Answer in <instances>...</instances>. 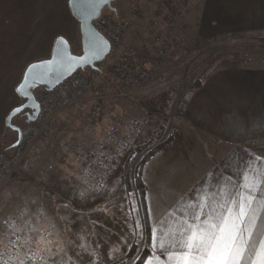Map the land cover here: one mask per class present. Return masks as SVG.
<instances>
[{
  "label": "snow or ice",
  "instance_id": "snow-or-ice-1",
  "mask_svg": "<svg viewBox=\"0 0 264 264\" xmlns=\"http://www.w3.org/2000/svg\"><path fill=\"white\" fill-rule=\"evenodd\" d=\"M72 10L87 24L99 15L102 5L111 0H69ZM84 54L74 56L67 48V41L60 37L52 58L33 63L25 71L17 93L29 99V89L37 81L55 79L56 83L70 75L76 68L101 59L110 45L99 33L87 34ZM38 108V105H34ZM21 107L12 115L20 113ZM109 139H111V134ZM102 143V142H101ZM127 142L121 141L116 155L100 152L98 164L103 168L97 181L90 169L80 177L86 185L79 192L84 198L89 191L109 195L117 193L116 200L107 201L93 211L111 214L107 204L120 212L121 230L111 233L108 239L96 237L93 231L82 230L76 240L67 238L56 225L49 227L33 224L27 207L18 216H10L2 222L0 232V264H264V156L246 152L239 156L233 174L224 175L205 170L185 192L176 194L172 204H165L159 194H153L147 177V164L139 166L135 161L143 157L136 151L125 160V170L109 188L108 177L116 171ZM129 168L131 171L129 172ZM140 181V188L135 181ZM68 208V204L61 205ZM73 211H76L73 209ZM41 214H37V220ZM61 219H66L62 217ZM115 236V241L111 240ZM135 256L129 258L133 246ZM126 248L127 251L122 249ZM151 252L148 253L147 249ZM146 257V259H142Z\"/></svg>",
  "mask_w": 264,
  "mask_h": 264
},
{
  "label": "rangeland",
  "instance_id": "rangeland-1",
  "mask_svg": "<svg viewBox=\"0 0 264 264\" xmlns=\"http://www.w3.org/2000/svg\"><path fill=\"white\" fill-rule=\"evenodd\" d=\"M177 2L156 0L150 5L148 0H140L135 10L130 0L114 2V6L122 10V16L131 20L122 45L137 50L139 57L149 66L150 77L143 86L129 91L122 90L117 82L105 80L107 89L98 97L88 95L42 122L20 124L25 129L36 128V132L30 134L23 147L7 151L17 155L19 163L0 190V222L18 216L20 210L27 207L33 224L47 228L54 223L56 231L64 235L67 229V238L74 241L82 230L93 231L92 221L96 222L97 236L89 237L91 240L108 239L111 233L120 232V212L111 203L107 204L111 214L93 211L107 201L116 200L119 204L120 200L116 199L119 191L112 195L107 191L103 194L89 191L81 198L79 192L86 185L80 177L85 169H90L98 181L104 171L98 164V154L105 152L115 156L117 149L121 148V141L127 142L129 147L124 149L116 171L107 179L110 188L124 173L125 160L136 146L150 140L151 145L144 149L145 153L169 133L174 134L179 120L176 119L188 98L186 94L212 58L203 57L201 52L205 45L196 43L193 30L188 27L189 17L194 14L191 8L176 15L168 24L169 7ZM180 2L186 4L189 0ZM178 20H184L188 29L186 39L182 40L177 31L175 22ZM37 23L32 21L34 27ZM131 35L133 44L129 42ZM37 38V46L46 41L45 36ZM167 38L170 42L168 50L164 47ZM211 44L209 41L207 46ZM72 49L81 52L78 45ZM142 52H148L149 58L142 56ZM110 54L105 64L112 59ZM7 132L5 142H0V151L16 140L15 131L8 128ZM64 204L69 207H61ZM37 214H41L39 220ZM3 231L0 223V232ZM115 239L111 236L110 243ZM2 249L3 244H0ZM122 250L127 251L126 248Z\"/></svg>",
  "mask_w": 264,
  "mask_h": 264
},
{
  "label": "crops",
  "instance_id": "crops-1",
  "mask_svg": "<svg viewBox=\"0 0 264 264\" xmlns=\"http://www.w3.org/2000/svg\"><path fill=\"white\" fill-rule=\"evenodd\" d=\"M184 6L194 13L188 27L196 43L205 47L209 41L257 42L255 37L264 35V0H189ZM118 13L125 17L119 8ZM183 21L175 22L182 40L188 31ZM58 35L81 48L79 22L68 0H0V142L8 135L7 114L22 100L16 86L27 65L50 56ZM38 36L46 39L39 46ZM129 42L134 43L132 35ZM164 43L168 50V38ZM240 51L209 55L208 72L200 86L191 87L173 140L146 163L151 192L159 194L162 207L174 203L205 170L236 179L233 168L245 150L264 156V48H251L247 64ZM147 53L142 56L149 58Z\"/></svg>",
  "mask_w": 264,
  "mask_h": 264
},
{
  "label": "built area",
  "instance_id": "built-area-1",
  "mask_svg": "<svg viewBox=\"0 0 264 264\" xmlns=\"http://www.w3.org/2000/svg\"><path fill=\"white\" fill-rule=\"evenodd\" d=\"M130 1L134 10L139 7L140 0ZM169 8L168 24L174 20L176 15L189 10V7L180 3L172 4ZM93 23L97 30L110 41L112 59L107 61V64H105L106 59L98 63L99 70L91 67L78 69L52 90H47L44 87L37 88L34 94L40 104L37 119L40 122L88 95L98 97L107 89L105 80L117 82L122 90L129 91L143 86L150 77L149 66L139 57L137 50L132 46H123L124 38L131 26L129 18L118 17L110 11L103 10ZM251 48L260 50L264 48V42L212 43L206 46L201 54L204 57L225 49L242 50L244 63L247 64L252 59V54L249 51ZM96 82H99V85ZM23 129V139L17 148L23 147L27 138L31 137L30 134L36 132V128ZM18 163L17 155L0 151V190L8 178L12 176Z\"/></svg>",
  "mask_w": 264,
  "mask_h": 264
},
{
  "label": "water",
  "instance_id": "water-1",
  "mask_svg": "<svg viewBox=\"0 0 264 264\" xmlns=\"http://www.w3.org/2000/svg\"><path fill=\"white\" fill-rule=\"evenodd\" d=\"M115 1H117V0H111L110 6L109 5H102L101 8H100V11H99V15L102 13L103 10H108V11L112 12L114 15L119 16L118 8L116 6H114V2ZM68 5H69V8H70V11H71L72 15L79 22L80 33H81V52L80 53L74 52L73 49H72V44L69 41V39L66 36H64V35H58L56 37V39H55L54 46H53V49H52V52H51L50 56H48L46 58H43V59H39V60H35V61L30 62L27 65L26 69L28 68V66L30 64L38 63V62L43 61V60L51 59L52 58V53H53V51L56 48V41L60 37H63L64 40L67 41V48H68V50L70 51V53L72 55H74V56H81V55H83L84 54V49H85V46H86V42H87V35L86 34L88 32H90V31H95V32L99 33L104 39H106L108 41L109 45H110V49L107 50V51H105L104 53H102V58L101 59L95 60V61H93L92 64L86 65L84 67L76 68L75 71H77L78 69H85L86 67H91V68H93L95 70H99L100 68L98 66V63H101L103 60H105L109 56V54L111 52V44H110V41L102 33H100L97 30V28L95 27V25L93 23V21L97 17H99V15L96 16V17H93L90 21L87 22V24H84L80 20V18L74 13V11L72 10L71 5L69 3V0H68ZM26 69H25V71H26ZM25 71H24L23 76H22V79L20 80V82L18 83V85L23 81ZM75 71H73L70 75H72ZM70 75H66L60 81V83L63 82L66 78H68ZM60 83H56L55 79H46V80H42V81H37L36 84H35V86L29 89L30 96L33 97V99H29L28 97H25L22 94L18 93V95L22 99V103L14 106L9 111V113L6 116V125H7V127L16 132V140L13 143H11V146L10 147H12V148L18 147L20 145V143H21V141L23 139V135H24L23 126L14 122L15 117L18 116V115H21V116L24 115L26 117V120L25 121L28 124L33 123V122L37 121V119H38L39 112H40V104H39L38 100L35 97L34 91L37 88H39V87H44L47 90H52L53 88H55ZM17 86H16V88H17ZM34 105H38L39 107L36 108V107H34ZM17 107H21L22 108V111L20 113H17L15 115H12L13 110L15 108H17ZM23 111H25L24 114H22Z\"/></svg>",
  "mask_w": 264,
  "mask_h": 264
},
{
  "label": "trees",
  "instance_id": "trees-1",
  "mask_svg": "<svg viewBox=\"0 0 264 264\" xmlns=\"http://www.w3.org/2000/svg\"><path fill=\"white\" fill-rule=\"evenodd\" d=\"M255 40L264 42V35L256 36ZM220 56L224 57L223 55H220ZM220 56H218V57H220ZM235 56H236V54H235ZM208 68H209V66H206L204 68V70L202 71V73L200 74V76L198 78H196V80L193 83V87H198V86L201 85L204 75H206L207 72H208ZM189 92L190 91L187 92L186 96L189 95ZM173 137H174L173 132L169 133V135L165 139H163L162 141H160L159 143H157L153 147H151V148L149 147V149L145 153H144V149H146V147L151 145V141L150 140L146 141L143 145L136 146L132 151H136L139 154L143 153L142 154L143 157H150L151 158L157 152H159L162 149H164L173 140ZM10 146H11V144L8 146V149H5L3 151L7 152V151H10V150H13L14 148H12ZM131 152L129 153V155L131 154ZM148 160L149 159H143V160L139 159L138 162H136V165L139 166L141 163L146 164L148 162ZM130 171H131V169L129 168V172ZM135 183L140 188H143V184L140 181L137 180V181H135ZM147 251H148V249H147ZM135 254H136V246L134 245L132 250L130 252H128V257L131 258V257L135 256ZM142 259H146V257H142ZM136 264H140V262L137 261Z\"/></svg>",
  "mask_w": 264,
  "mask_h": 264
},
{
  "label": "flooded vegetation",
  "instance_id": "flooded-vegetation-1",
  "mask_svg": "<svg viewBox=\"0 0 264 264\" xmlns=\"http://www.w3.org/2000/svg\"><path fill=\"white\" fill-rule=\"evenodd\" d=\"M20 103H22V100H21ZM20 103H19V104H20ZM24 113H25V111H23L22 114H24ZM14 120L17 121V122H19V124H25V125L28 124V123H26V121H25V120H26V117H25L24 115H22V116H21V115H18V116L15 117Z\"/></svg>",
  "mask_w": 264,
  "mask_h": 264
}]
</instances>
